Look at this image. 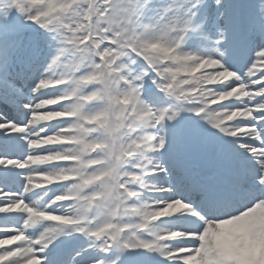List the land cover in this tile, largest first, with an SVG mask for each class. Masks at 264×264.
I'll use <instances>...</instances> for the list:
<instances>
[{
    "label": "snow or ice",
    "instance_id": "snow-or-ice-1",
    "mask_svg": "<svg viewBox=\"0 0 264 264\" xmlns=\"http://www.w3.org/2000/svg\"><path fill=\"white\" fill-rule=\"evenodd\" d=\"M0 264H264V0H0Z\"/></svg>",
    "mask_w": 264,
    "mask_h": 264
}]
</instances>
